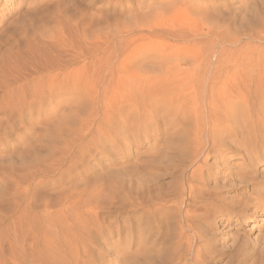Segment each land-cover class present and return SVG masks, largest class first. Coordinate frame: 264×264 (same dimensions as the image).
Masks as SVG:
<instances>
[{
  "label": "rangeland",
  "instance_id": "obj_1",
  "mask_svg": "<svg viewBox=\"0 0 264 264\" xmlns=\"http://www.w3.org/2000/svg\"><path fill=\"white\" fill-rule=\"evenodd\" d=\"M19 2L0 1V81L12 83L25 73L33 75L34 67L41 69L40 62H46H36L32 53L49 51L53 56L52 37L47 36L55 24L45 25V30L34 23L36 19L42 23L46 14L45 19L60 13L57 0L39 1L34 19L28 3L19 7ZM66 2L68 20L85 15L88 0ZM91 18L96 59L86 66L82 61L73 64L71 68L80 72H65L60 78L61 103L56 108L47 100L40 129L38 112L29 117L28 124L34 127L31 141L10 143L16 147L19 160L13 156L19 163H12V157L3 162L0 157L20 169L13 179L23 173L25 157L32 156L30 163L41 155L44 159L46 175L37 186L39 198L46 200L51 214L57 212L48 220L47 231L53 230L48 236L55 235L49 239L56 246H49L47 264H82L87 257L85 264H264V221H258L257 231L251 230L254 222L242 228L237 217L232 226L226 224L217 211L218 202L211 203L201 182V134L194 136L200 142L195 145L189 135L198 123L203 124L209 107L217 109L222 123L226 121L220 115L226 105L224 96L230 95L233 105L237 100L232 99L245 93L231 86L233 79H264V0H94ZM10 47L14 52L5 58L7 62L2 54ZM188 60L191 66L185 63ZM176 62L180 65L172 76ZM23 67H30V72ZM167 68L170 77L161 78L159 73ZM118 75L127 81L121 91L105 82H115ZM222 81L230 92H221ZM144 94L154 104L158 122L145 120L144 108L140 113L134 107ZM253 97L251 101L258 99ZM252 103L255 114L261 102L247 105L253 109ZM0 119L6 122L4 115ZM23 144L30 147L29 156L23 155L27 149ZM36 147L41 155L35 153ZM232 159L241 160L237 155ZM194 170L201 176L199 181L190 177ZM232 188L222 196L234 199ZM84 249L88 256L83 255Z\"/></svg>",
  "mask_w": 264,
  "mask_h": 264
},
{
  "label": "bare ground",
  "instance_id": "obj_2",
  "mask_svg": "<svg viewBox=\"0 0 264 264\" xmlns=\"http://www.w3.org/2000/svg\"><path fill=\"white\" fill-rule=\"evenodd\" d=\"M5 1L8 2V0H5ZM39 1H44V0H20V2H19L20 6L19 7H22V5L28 3L26 5L27 6L29 5L28 7L32 8V10H30L31 14H32L31 17H34V19H35V18H37L36 16L38 14L36 8L39 7ZM49 1L52 2V0H49ZM75 1L77 3L80 2V0H75ZM57 2H58V7H59V10H57V11L60 12L59 15H55V16H52L51 18L45 19V16L47 15L46 14L43 18L42 23H39V21H36L38 19H36L35 23H34V24L37 23V28H39V27L44 28L45 25H47V28H48L49 25L55 24V25H53L52 33L50 31H47V32H49V34L51 33V35L47 36V37H49V38L52 37V41L50 42L49 46H50L51 50L53 51L52 52L53 58L51 56H49L50 55L49 53H51V52L46 51V50H45L46 53H44V54H42V52L39 54H38V52L32 53L34 58L37 55V58L35 59L36 62L39 63L40 61H43V60L46 61L45 63L40 62L41 66H42L41 69L33 66L34 67L33 75L32 74L28 75L27 73H25V75L23 77L20 76L21 78L16 79L15 82H13V83H12V80H9L11 82L5 81L6 79L0 81V115H4L5 120H6V122H2L0 119V157L2 160H4V159L8 160L11 157L12 158L10 159V161L12 163H15L13 161L16 159L19 160V158H18L19 156H17L18 152L16 150V147L15 146L10 147V143L11 142L13 143L15 141H18V142L28 141V140L31 141V137L34 133V127H32L28 124V120H30L29 117L35 111L38 112V119L36 120V124H38V123L40 124V127H39V129H40L42 119L44 118L43 112L46 109L47 100H49V102L51 103V105L53 107H56V108L59 107V105L61 103V95L60 94L62 91V85L60 83V78L65 74V72H67L69 75H76L80 72V70L71 68V66L73 64L82 61V62H84L85 66H86L90 63L92 64L94 59H96L95 55H97V54L94 50L93 39H92V36L89 32V29H91V19H92L91 18V5H92V3H94V0H88L85 15L83 17H81L79 15L80 18L79 17L74 18V20H73L74 22L72 20H70V19L68 20V18L64 17L67 14V11H69V7H68L69 4L66 2V0H57ZM27 14H29V12ZM27 16L30 17V15H27ZM214 16H216V15H214ZM24 19H26V18H24ZM67 22H68V24H67ZM66 24L68 27L70 25L71 26L73 25L72 27H69V31L65 30ZM44 29H42V30H44ZM47 32H44L45 33L44 34L42 31V34L47 35ZM38 33H39V35L41 34L40 32H38ZM35 34L33 36L34 38L36 37ZM211 34H214V33L211 32ZM220 34L222 35V33H220ZM44 35L39 36V37L45 38ZM216 35L220 38V40L225 39V38H223V35H222V37L219 36V33H216ZM39 37H38V40L40 43ZM219 38H217V39H219ZM31 40L33 41V39H31ZM38 40H36V41H38ZM41 40L44 41V39H41ZM45 42L47 43V41H45ZM41 45H42V43H41ZM43 45H46V44L44 43ZM28 46H29L28 48L33 49L31 47V44H28ZM36 49H38V48H36ZM13 50H14V48L10 47L6 51H4L2 54L4 59L10 57L12 52H14ZM27 50H29V49H27ZM22 51H23V49H22ZM45 51H43V52H45ZM47 52H49L48 53L49 55L47 54ZM46 54L48 55L47 57H45ZM14 57H15V55H14ZM50 57H51V59H50ZM34 58H33V60H34ZM44 58H46V59H44ZM220 58H222V57L220 56ZM225 60H223V61H225ZM17 61H18V59H17ZM30 61H31V59H30ZM219 61H221V60L219 59ZM185 63L188 64L189 66L192 65L190 60L186 61ZM16 64H18V63H16ZM19 65H18V68L19 69L22 68ZM179 65H180V63L176 62V65H175L176 67H172V76H174L173 70L176 69L177 66H179ZM11 66L14 67L13 65H11ZM22 66H23V64H22ZM23 68H26V67H23ZM24 70L25 69H22V70L20 69V71H23V72H24ZM168 71H169V68H167V70L161 71L159 73L160 77L161 78L170 77V72H168ZM29 72H30V69H29ZM20 73H22V72H20ZM8 74H9V72H8ZM14 75H17V74H14ZM20 75H22V74H20ZM2 76H1V78H2ZM238 76H240V75H238ZM14 77L17 78L18 76L17 77L14 76ZM213 77H214V75L212 76V78ZM236 77H237V75H236ZM244 78H246V77H244ZM2 79H4V77ZM33 81H34V83H33ZM207 81H208V78H207ZM105 82H106V85H110L109 83L111 82L112 83L111 86L114 87L115 91H117V90L121 91L122 87L124 86L125 82H127V81L125 79H123V77L121 75H118L117 80L115 82L111 81L110 79H108ZM233 83L234 84L231 86H233V87L235 86L239 92L242 89V90H244L245 93H242V94L240 93V96L238 98L234 97L232 99L233 103L235 102V99L237 100V102H235V104H233V105L230 104L231 99L228 100V97L230 98L231 96L227 94L226 95L227 99H226V96H224L223 99H224V102H226V105L223 107V111L220 112V115L225 117L227 122L232 120L233 124L230 125V123L228 122L229 124L226 125V121H224V119H223V123H222L221 122L222 120H220L222 118L220 117V119H219L217 109L214 107H209V108H207L208 111H206L207 113L205 114L206 117H205V120H203L204 121L203 124H199V123H198V125L195 124L196 127H195V130L193 129L194 130L193 135H192V133L191 134L187 133V135L188 134L191 135L192 142L194 145H195V143H200L198 141V138H195L196 137L195 135L201 134L202 143H203V145H201V147L198 148L199 153H201V154L203 153V157H201L200 159L198 158L200 161V166L198 169H201L200 170L202 172L201 176L202 175L203 176H202V178H201V176L200 177L197 176L196 171H198V170H196V171L194 170L192 176H190V177H192V181L195 180L196 177H197V179L201 178V180H202L201 182L204 183V185H205V188H204L205 193H208L211 196V197H209V196L208 197L210 198L209 200H211L212 204L215 205L216 202H218L217 211H218L219 215L223 216V219L226 220V224H229L232 226V224L234 222L233 221L234 218L237 217L238 221H241L243 223L242 228H244L249 223L254 222V225H253L251 230L257 231L258 230V221H264V106H262V104H264V79L258 78L256 81H254L251 78L250 79H243V77H242V79H239V80L233 79ZM224 84L225 83L223 82L222 85H219V89L221 90V92L223 94H224V92H230L231 91V88H225ZM216 85H215V87H216ZM227 85H228V83H227ZM227 89H229V90H227ZM59 95H60V99H59ZM253 95H256V97H258V99H254V100L252 99L253 102H255V101L261 102V105L259 106L260 108H258L256 106L259 109V111L256 110V108H255V110L257 111L255 114L252 113V111L254 110L253 103L250 105V106L253 105V109H252V107L247 106L248 104H250L252 102L251 98L255 97V96L253 97ZM262 98H263V101H262ZM211 100H213V99H211ZM232 101H231V103H232ZM149 102H150V98H148L144 94V96L142 95V101L137 100V106H134V107L140 113H141V108H144L142 113H143V116H146L145 120L149 119L152 122H156V121L158 122L159 116L156 113V110L154 108V104L149 103ZM241 102H243L244 105H246L247 107L244 106L245 108L244 107L242 108L241 107L242 104H240ZM209 103L212 104V101H209ZM143 106H145V107H143ZM182 110L184 112V109H182ZM186 110H188V109H186ZM190 126L191 125H189V127ZM42 128H44V127L42 126ZM193 128H194V126H193ZM36 132H37V130H36ZM190 132H192V131L190 130ZM38 133H39V131L37 132V135H38ZM42 135H44V134H42ZM35 138H37V137H35ZM38 138H40V137H38ZM40 139H37V140L39 141ZM42 140H44V139H42ZM229 141L235 143V144L233 143L234 144L233 147H232L231 142H229ZM36 143H38V142H36ZM36 143H33V145L34 144L36 145ZM35 145L33 147H35ZM23 147H24V144H23ZM26 148H25L26 150H25L23 155H25V154L28 155V151H29L30 147L28 148V145H27ZM191 148L193 149V147H191ZM34 149H36L35 153H38L37 151H39L41 148L39 147L38 148L39 150L37 149V147ZM22 150H23V148H22ZM193 150H197V149H193ZM19 151L21 152V150H19ZM230 151H231V153H230ZM14 153L16 154V157H17L16 159H14V157H15V156H13ZM35 153H32V154H35ZM193 154H194V151H193ZM39 155H41V154H39ZM39 155H35V156L38 157ZM236 155L239 156L241 159L238 162H235L232 159L233 156H236ZM197 156H198V154H197ZM23 157L24 156H22L20 158V159H22V161H24L25 158L28 160V158L30 156L28 158L27 157L23 158ZM31 157H30V159H31ZM41 157H42V155H41ZM41 157L39 156L38 161H37V159H35V162L37 161L36 163H34V162L30 163L25 159L26 160L24 162L25 167L21 168V170H23V173H18V175H17L19 177L18 179L17 178L13 179L12 174H17V170H18V172H20L19 171L20 169L18 167H16L15 164L11 163V165H6V163L7 164H10V163H8L7 161H6V163H3V162H5V160L3 162L0 161V264H47V257H48V254L50 253V250L48 252V248H49V246H51V247L54 246V244L56 246V243H53L54 241L52 242V245H51V242H50L51 239H49V237L51 238V236H53L52 239H55V235H51V236L49 235L48 236V233L51 232V234H52L53 230L48 232L47 226H48V220H51L52 214L55 213V215H56L57 212H53L52 214L50 213V211L47 208L46 203H45L46 200L45 201L40 200L41 198H39V190L37 187L39 184H41L44 181L45 175H46V170L44 169L45 167H43V165H42V163H43L42 161H44V159ZM193 157H194V155H193ZM193 159H197V158L194 157ZM32 161H34V159H32ZM199 161H198V163H199ZM16 162H17V160H16ZM17 163H19V162H17ZM26 163H28V164H26ZM196 169H197V167H196ZM198 181H199V179H198ZM197 186H199V185L197 184ZM232 186L234 187L232 189H234L236 191V196L234 197V199L228 200V198L222 196V194H226L227 192H229L231 189H228V187H232ZM194 189H195V191H199V190H196V188H194ZM193 191L194 190H192V192ZM195 191H194V193H196ZM202 191H203V189H202ZM194 195H196V194H194ZM42 196H45V195H42ZM198 196H200V195H198ZM204 196H202V197L205 200V198H207V197H204ZM192 198H193V195H192ZM194 198H197V196ZM225 207H227L226 211H225ZM55 215H53V217ZM56 217H58V216H56ZM60 217H62V216H60ZM189 217H191V216H189ZM62 218H64V217H62ZM55 219H57V218H55ZM59 226H61V224ZM53 227H55V225ZM85 227H87V226L85 225ZM71 228H72V226H71ZM87 228L89 229V227H87ZM88 232H90V231H88ZM54 233H56V232H54ZM239 234L240 233H238V235ZM57 236H59V235H57ZM208 236H207V238H208ZM240 236H241V234H240ZM211 237H212V235H211ZM86 239H89V238H86ZM233 239H235V238H233ZM72 240H74V239H72ZM83 240L84 239H82V242H83ZM193 240H192V242H193ZM238 240H239V238H238ZM244 241H245V239H244ZM57 242H59V240ZM84 242H85V240H84ZM87 242H85V243H87ZM234 242L235 241H233V244H235ZM82 246H85V245L82 244ZM80 248H81V246H80ZM85 249H86V247H85ZM187 251H189V250H187ZM52 252H53V250H52ZM61 252H62V250H60V254H62ZM84 253H85V255H87L88 252H86V250H85L83 252V255H84ZM207 253L209 254L208 251H207ZM78 254H79V252H78ZM244 254H245V252H244ZM155 256H156V254H155ZM209 256H211V255H209ZM78 257H79V255H78ZM147 257H148V255H147ZM54 258H56V257H54ZM201 258L204 259L202 256H201ZM211 258H212V256H211ZM86 259L85 260L83 259L82 264H85L84 261H86ZM52 260H54V259H52ZM52 260H49V261L52 262ZM58 260H55V262L57 261L59 263L61 259L59 261ZM204 261H205V259H204ZM88 262H90V261H88ZM152 262H154V261H152ZM200 262L201 261H199V263ZM196 263H198V261ZM201 263H203V262H201ZM53 264H56V263H53Z\"/></svg>",
  "mask_w": 264,
  "mask_h": 264
}]
</instances>
